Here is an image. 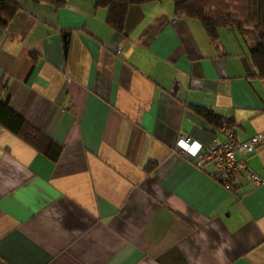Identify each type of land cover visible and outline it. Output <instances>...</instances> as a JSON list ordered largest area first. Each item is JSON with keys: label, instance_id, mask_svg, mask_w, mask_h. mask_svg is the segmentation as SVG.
<instances>
[{"label": "crops", "instance_id": "1", "mask_svg": "<svg viewBox=\"0 0 264 264\" xmlns=\"http://www.w3.org/2000/svg\"><path fill=\"white\" fill-rule=\"evenodd\" d=\"M16 1L5 98L61 153L0 125V264H264V183L224 189L175 147L224 141L192 109L209 108L235 140L261 136L245 163L264 180V78L239 33L211 43L171 0L129 6L120 32L95 0Z\"/></svg>", "mask_w": 264, "mask_h": 264}, {"label": "trees", "instance_id": "2", "mask_svg": "<svg viewBox=\"0 0 264 264\" xmlns=\"http://www.w3.org/2000/svg\"><path fill=\"white\" fill-rule=\"evenodd\" d=\"M49 2L55 8L62 7L63 0H33ZM150 0H95L96 8L106 10L104 22L112 30L120 32L126 9L134 4ZM173 11L198 21L211 43L217 42V30L230 27L236 30L243 41L248 44L247 57L253 68L255 78H264V0H171ZM16 0H0V28L5 29L8 22L19 10ZM32 55V53H31ZM34 59V58H33ZM7 83L0 80V125L14 134L22 142L55 162L61 153V145L53 141L39 128L30 124L15 112L5 98ZM193 112L210 127L222 125L231 130L234 122L231 117H220L211 109L194 106ZM233 139V133H232ZM214 177L219 178L218 175Z\"/></svg>", "mask_w": 264, "mask_h": 264}, {"label": "built area", "instance_id": "3", "mask_svg": "<svg viewBox=\"0 0 264 264\" xmlns=\"http://www.w3.org/2000/svg\"><path fill=\"white\" fill-rule=\"evenodd\" d=\"M218 130L222 131L224 141L200 144L189 139L188 136L180 134L176 139V151L179 155H186L194 159L196 167L211 164L218 175L224 189H229L231 181L244 172L250 183L263 184L264 180L255 173L248 170L245 157L252 152L261 140L260 135H255L243 141L233 139L232 132L222 125Z\"/></svg>", "mask_w": 264, "mask_h": 264}]
</instances>
